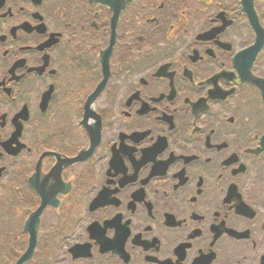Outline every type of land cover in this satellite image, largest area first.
I'll use <instances>...</instances> for the list:
<instances>
[{
  "label": "flooded vegetation",
  "instance_id": "1",
  "mask_svg": "<svg viewBox=\"0 0 264 264\" xmlns=\"http://www.w3.org/2000/svg\"><path fill=\"white\" fill-rule=\"evenodd\" d=\"M112 18L0 0V264H264V0Z\"/></svg>",
  "mask_w": 264,
  "mask_h": 264
},
{
  "label": "water",
  "instance_id": "2",
  "mask_svg": "<svg viewBox=\"0 0 264 264\" xmlns=\"http://www.w3.org/2000/svg\"><path fill=\"white\" fill-rule=\"evenodd\" d=\"M103 2H108V0H102ZM115 4L118 5L117 1L115 0ZM120 4H122V6L124 5V1L120 0ZM121 6V7H122ZM117 13V12H116ZM108 54L106 55L104 61H103V69H104V79L102 81V84L99 86V88L95 91V94H97V92L101 89L102 85H104L106 82V79H107V76H108Z\"/></svg>",
  "mask_w": 264,
  "mask_h": 264
}]
</instances>
